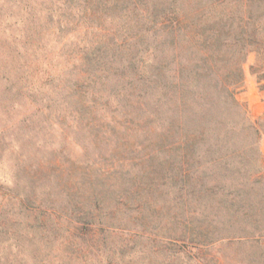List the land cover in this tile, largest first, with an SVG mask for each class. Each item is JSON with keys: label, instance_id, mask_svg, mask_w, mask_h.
Instances as JSON below:
<instances>
[{"label": "rangeland", "instance_id": "374dc122", "mask_svg": "<svg viewBox=\"0 0 264 264\" xmlns=\"http://www.w3.org/2000/svg\"><path fill=\"white\" fill-rule=\"evenodd\" d=\"M263 8L0 0V264H264V54L221 64L232 133L178 90Z\"/></svg>", "mask_w": 264, "mask_h": 264}, {"label": "trees", "instance_id": "16d2710c", "mask_svg": "<svg viewBox=\"0 0 264 264\" xmlns=\"http://www.w3.org/2000/svg\"><path fill=\"white\" fill-rule=\"evenodd\" d=\"M167 17L169 18L163 24H167L168 20L172 19L171 15H167ZM249 23L252 25L251 31L248 29ZM240 27V35H234L231 31L224 32L221 29L211 30L206 40V51L201 64L187 75L185 81H182L185 83L182 90L178 86L180 94L184 93L185 89L187 92V98L180 102L183 109H188L191 114L200 113L204 118L209 119L212 114L221 115L223 117L220 120L221 126L231 133L244 127V124L240 125L238 121H234L230 117L231 111L238 110L240 104L235 97L234 83L228 81V78L235 72L240 74L241 68L239 63V66L235 65L234 70L230 69L222 73L221 64L228 60L229 55L234 57L244 49L247 52L256 50L258 53L264 54V14L260 13L257 17L247 15ZM222 74L227 75L222 77ZM182 126V124L179 125L177 129H182ZM211 128L209 124H206L202 134L209 132L212 130ZM249 146L254 150L253 142L249 143ZM225 148L227 149L226 153L216 159L224 161L223 163L232 169L240 149L231 150L227 143ZM237 172L240 173V170Z\"/></svg>", "mask_w": 264, "mask_h": 264}]
</instances>
